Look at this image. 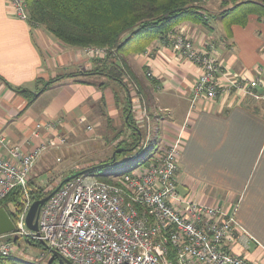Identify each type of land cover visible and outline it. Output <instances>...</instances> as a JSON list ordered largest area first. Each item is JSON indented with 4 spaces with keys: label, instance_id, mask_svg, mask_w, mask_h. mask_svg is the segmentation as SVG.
<instances>
[{
    "label": "crops",
    "instance_id": "0c3cea01",
    "mask_svg": "<svg viewBox=\"0 0 264 264\" xmlns=\"http://www.w3.org/2000/svg\"><path fill=\"white\" fill-rule=\"evenodd\" d=\"M211 24L208 29L185 21L176 31L195 44L212 39L225 66L249 77L259 66L264 79V22L252 14L245 25L233 24L229 32L220 18ZM149 46L125 59L133 76L132 82L126 81L130 89L100 73L83 75L95 68L93 57L61 42L43 26L17 18L8 2L0 0V134L22 151L54 134H64L68 141L82 131L93 135L92 130L102 137L100 130L106 131L107 123L124 124L128 101L134 121L147 131L156 130L158 150L179 131L183 140L179 191L228 211L236 208L238 222L257 241L246 256L264 264V101L234 96L230 104L227 99L202 98L191 107L190 86L199 73L197 66L181 58L169 42L155 40ZM72 72L80 75L62 77L38 90L43 80ZM17 86L34 93V98L28 102L14 89ZM80 117L86 120L85 127L79 125ZM45 120L60 125L42 129L39 140L30 139L36 122ZM50 149L42 151L36 164L54 151ZM0 156L10 158L1 144Z\"/></svg>",
    "mask_w": 264,
    "mask_h": 264
},
{
    "label": "built area",
    "instance_id": "2783aa9c",
    "mask_svg": "<svg viewBox=\"0 0 264 264\" xmlns=\"http://www.w3.org/2000/svg\"><path fill=\"white\" fill-rule=\"evenodd\" d=\"M6 1L13 15L27 20L26 0ZM171 42L181 58L199 69L190 86L191 107L202 98L227 99L230 104L234 96L264 101L260 67L254 77L232 71L218 59L212 39L195 44L179 32ZM82 51L89 56L105 54L100 47L86 46ZM84 121V117L78 118L79 123ZM56 125L59 122L38 121L30 138L41 139L42 129L49 131ZM56 136L65 143V137ZM43 141L24 152L19 144L10 146L0 134V144L10 154V158L0 156V201L14 188L22 189L23 211L17 217L16 232L9 233L19 234L29 243L44 244L47 252L41 256L45 260L54 250L72 264H259L246 256L250 244L257 241L238 222L236 208L228 211L179 191L180 133L148 164L118 174L112 181L90 172L65 181L40 207L38 230L30 229L26 223L32 203L28 174L34 159L55 145L51 138ZM13 251L14 244L0 238V258L14 256ZM16 260L8 264L23 263ZM31 261L40 263L38 259Z\"/></svg>",
    "mask_w": 264,
    "mask_h": 264
},
{
    "label": "trees",
    "instance_id": "16d2710c",
    "mask_svg": "<svg viewBox=\"0 0 264 264\" xmlns=\"http://www.w3.org/2000/svg\"><path fill=\"white\" fill-rule=\"evenodd\" d=\"M26 4L28 16L26 21L31 26H43L58 40L70 46L104 48L103 56H91L96 66L83 75L100 73L109 79L123 83L129 89L126 81H131L133 76L130 65L125 60L127 56L138 52L144 53L155 40L170 42L176 28L182 22L199 23L209 29L212 28L211 23L220 18L225 22L228 32L233 24L245 25L252 14L264 22V0H223L221 4L225 7L218 12L205 8L204 0H26ZM77 75L80 73L72 72L43 80L38 90H45L52 82L62 77ZM88 83L94 82L88 81ZM96 84L104 85L105 82ZM132 88L134 89V85ZM14 89L27 96L28 102L34 98V93L27 89L20 86ZM129 107L130 103L127 101L124 121L131 129L134 141L126 146H121V143L115 146V149L120 147L122 149L116 154L114 162H110L113 158L111 155L107 160L94 165V169L89 172L101 179L112 181L114 174L106 176L100 173L103 169L122 161L136 164L141 162L143 165L151 161V154L154 153L153 146H150L149 154L144 155L146 156L144 161H142L144 158L138 160L134 158L145 145H141L140 141L142 131L146 132L147 128L144 129L143 125L134 123ZM64 137L67 140L65 135ZM125 154L128 155L127 159H122ZM27 187L32 200L50 192V190L46 192L42 186L31 180L28 181ZM21 195L22 189L17 187L0 201V206L6 210L9 201L15 203L16 209L11 213L13 218L16 217L19 206L22 204ZM37 245H40V242H37ZM46 249V247L42 248L44 251ZM47 256L48 259L44 264H65L58 253L50 252ZM7 260L8 258H0V264H4Z\"/></svg>",
    "mask_w": 264,
    "mask_h": 264
},
{
    "label": "rangeland",
    "instance_id": "374dc122",
    "mask_svg": "<svg viewBox=\"0 0 264 264\" xmlns=\"http://www.w3.org/2000/svg\"><path fill=\"white\" fill-rule=\"evenodd\" d=\"M221 1L223 0H204V7L208 8V10L212 12H218L220 11L222 7H225V5L221 4ZM179 32L180 31H175L174 34L179 33ZM169 44H171V46L173 47L171 41L169 42ZM137 54H139V52ZM96 79H98V77H93V80H96ZM148 119L149 118H145V121ZM85 122L86 120L83 123ZM122 122L124 123L123 125H121V121L117 122V124L115 125H113L112 122L107 123L108 126H107L106 131L103 129L100 130L103 133L102 137H99V135L95 136L92 130L90 133L93 135L87 134L82 131V134L79 133V135L74 137L73 139L68 138V141L66 140L65 144L62 146L60 145L61 143H64V142H60V138L57 137L55 134L52 135L51 139L52 141H54L55 145L49 146L48 148H51L50 150L54 149V151H51V153L48 154L44 159L40 160L41 162H39L38 164H36V162L39 160V157L41 154L37 156L36 159H34L33 165L28 174V181L31 180V182H34L37 185L42 186L46 192H48L49 190L51 192L54 188L57 187L56 185H58V183H60L62 178H64L65 176L75 174V172L81 171L83 169L89 168L102 161L107 160L108 158L111 157L115 149V146L117 144L121 143L122 144L121 146H126L128 143H131L134 141V135L131 133V129L126 126V123L124 120ZM83 123L79 125H81L82 127V125H84ZM134 123L137 124L135 121ZM87 131H90V128H87ZM178 132L176 136L178 135ZM62 136L64 137V135ZM30 139L34 140L35 138L31 137ZM141 139L142 140L140 141V144L141 145L145 144V145L142 147L140 153H138V155L134 157L136 160H138L139 158L141 159L144 158L142 160L144 161L146 157L144 155L147 153L149 154L150 146L154 147V155L152 154L153 157L157 156L162 151V149L158 150L159 148L157 144L158 134L155 129H150L149 131L146 130V132L142 131ZM36 140H39V139H36ZM46 141H47V138L43 141V143H46ZM38 142L36 143L33 149H35L38 146L39 144ZM24 152H27V151H24ZM127 157L128 155L125 154L122 159H127ZM141 164H142L141 162L136 164V163H127L125 161H122V163L114 164L112 166H109L103 169L100 175L109 176L110 174H114L113 177H115L116 175H118V173L116 174V172H119V174H122L123 172H126V171H132L133 169L137 168ZM29 197H30V194H29ZM22 198H23L22 204L19 206V211L17 212V215L15 218H13L11 214L16 209L15 203L11 201L8 202V205H7L8 211L3 206H0V208L5 209V211L11 218L12 223L14 225L12 230L15 232L17 229V226H15L17 217L22 209L23 202H24V192H22L20 201L22 200ZM30 199L32 200L31 197ZM33 201L34 200H32V202ZM5 233L6 234L1 233L0 238H5V240L11 241L14 244V251H13L14 256L8 257V260L5 261L4 264L13 262L14 258L17 259L16 260L17 262L22 261L23 262L22 264H34L33 263L34 261H31V260H35V259H38V261H40L39 264H44L46 262V260L41 256L42 252L44 253L47 252V249L46 251L42 250V248H45L44 244L40 243V245H37V243L35 242L29 243L25 241L23 238H21V236L17 233L15 234H10L9 232H5ZM235 251L238 253L240 252L239 249H235ZM48 254H50V252H48Z\"/></svg>",
    "mask_w": 264,
    "mask_h": 264
},
{
    "label": "water",
    "instance_id": "95a60500",
    "mask_svg": "<svg viewBox=\"0 0 264 264\" xmlns=\"http://www.w3.org/2000/svg\"><path fill=\"white\" fill-rule=\"evenodd\" d=\"M41 91V90H40ZM39 92V91H38ZM37 92V93H38ZM35 93V94H37ZM122 148H116L114 149L113 153H112V160L110 161L111 163L115 161V156L118 152L121 151ZM94 169V166H91L89 168L83 169L81 171L75 172V174H71L69 176L64 177L61 182L57 185L56 188H54L50 193H48L47 195L41 197V198H37L36 200H34L30 207L29 210L27 212L26 215V223L27 226L34 230L37 231L38 230V212L40 207L45 203V201L67 180H69L70 178L74 177L77 174H82V173H86L89 172L90 170ZM14 225L12 223L11 218L9 217V215L7 214V212L5 211L4 208H0V234L1 233H5V232H9L13 229ZM53 253H55L54 250H52ZM63 261L65 262V264H72V262L67 259V258H62Z\"/></svg>",
    "mask_w": 264,
    "mask_h": 264
}]
</instances>
